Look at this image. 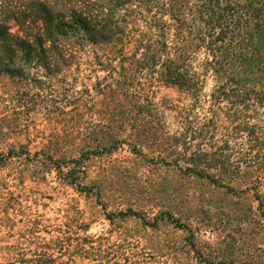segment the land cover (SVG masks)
I'll use <instances>...</instances> for the list:
<instances>
[{"label": "rangeland", "instance_id": "374dc122", "mask_svg": "<svg viewBox=\"0 0 264 264\" xmlns=\"http://www.w3.org/2000/svg\"><path fill=\"white\" fill-rule=\"evenodd\" d=\"M198 5L0 0V152L25 147L32 155L0 166V264L37 256L46 264H264V220L249 190L262 175H220L236 194L161 163L168 148L156 144L153 128L177 131L173 109L188 98L158 73L124 62L115 37L149 35L146 22L156 20L175 47L198 33L186 11ZM136 48L130 41L125 53ZM191 51L202 73L206 55ZM220 82L208 74L204 92ZM143 99L161 118L142 114ZM129 211L158 224L122 216Z\"/></svg>", "mask_w": 264, "mask_h": 264}, {"label": "trees", "instance_id": "16d2710c", "mask_svg": "<svg viewBox=\"0 0 264 264\" xmlns=\"http://www.w3.org/2000/svg\"><path fill=\"white\" fill-rule=\"evenodd\" d=\"M134 1L140 5L148 2ZM198 1L197 12L186 9L191 12L192 20L200 22L198 33L192 37L182 35L175 47L166 41L165 33H157L164 26L156 20L146 22L149 35L141 33L139 37L124 30L115 33V37L123 41L125 50L130 41L137 43L132 56L123 51L124 62L128 60L140 70L158 73L164 83L177 87L188 98L187 106L173 109L179 118L177 131L161 133L153 128L156 144L163 143L168 148V157H158L161 163L236 194L235 189L220 182V175H238L244 170L260 173L262 176L249 190L254 192L258 212L264 220V0ZM74 24L84 26L81 19H76ZM65 27L66 24L55 27L58 36H64ZM40 41L34 39L35 43ZM20 46L31 48L32 45L21 41ZM191 48L201 49L206 55L199 65L202 73L195 70ZM210 73L221 82L206 94L205 83ZM143 100L146 103L139 107L142 114L150 119L161 118L157 105L149 99ZM31 156L25 147L0 152V166L13 158L30 160ZM44 157L56 164L52 157ZM122 216H134L150 227H156L159 221L158 218L147 221L134 211ZM168 218L181 226L172 217ZM24 263L46 264L40 256ZM204 263L215 264L207 260Z\"/></svg>", "mask_w": 264, "mask_h": 264}]
</instances>
